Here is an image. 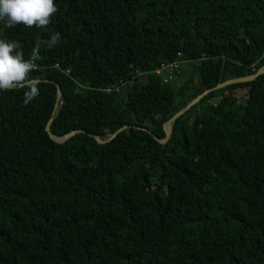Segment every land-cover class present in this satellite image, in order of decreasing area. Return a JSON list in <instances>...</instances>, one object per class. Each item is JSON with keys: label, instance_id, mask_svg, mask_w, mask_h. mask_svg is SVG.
<instances>
[{"label": "trees", "instance_id": "obj_1", "mask_svg": "<svg viewBox=\"0 0 264 264\" xmlns=\"http://www.w3.org/2000/svg\"><path fill=\"white\" fill-rule=\"evenodd\" d=\"M54 2L0 22L25 59L43 41L39 95L0 91V264H264V73L154 137L264 66V0Z\"/></svg>", "mask_w": 264, "mask_h": 264}, {"label": "clouds", "instance_id": "obj_2", "mask_svg": "<svg viewBox=\"0 0 264 264\" xmlns=\"http://www.w3.org/2000/svg\"><path fill=\"white\" fill-rule=\"evenodd\" d=\"M54 0H0V22L11 27L16 24L44 29L50 24V17L56 12ZM59 33H52L46 41L52 47ZM36 43L31 55L25 59L21 45L16 40L0 38V91L13 87L23 88V103L33 101L39 95L40 78L29 74L38 59L40 43Z\"/></svg>", "mask_w": 264, "mask_h": 264}, {"label": "water", "instance_id": "obj_3", "mask_svg": "<svg viewBox=\"0 0 264 264\" xmlns=\"http://www.w3.org/2000/svg\"><path fill=\"white\" fill-rule=\"evenodd\" d=\"M261 73H264V66L262 68H260V70H258L256 73L250 74V75H245V76H241V77H236V78H231L228 80H225L223 82H220L219 84H217L215 87L212 88H208L205 89L202 93H200L199 95H197L195 98H193L190 102H188V104H186L184 107H182L180 110H178L171 119H169L165 124H164V129L166 131V137L165 138H160L156 135H154V137L156 138V140H158L161 143H165L169 140L171 134H172V128H173V123L175 122V120L182 115L185 111H187L188 109H190L194 104H196L197 102H199L203 97H205L209 92H212L213 90L216 89H220L222 87H225L228 84H232V83H236V82H243V81H249V80H253L255 79L258 75H260ZM58 92L59 95H61V87L58 85ZM53 122V117L50 118V120L48 121L47 125H46V130L49 132L50 136L58 141V142H63L66 141L68 138L72 137L77 131H81L79 129H74L71 130L70 132H68L67 134L64 135H58L55 134L51 131V124ZM130 125L125 124L122 127H120L115 133H113L109 139H111L112 137H114L118 132L126 129L127 127H129ZM139 128H142L144 130L149 131L148 128L146 127H142V126H137ZM150 132V131H149ZM97 139L99 141L102 142V139L99 136H96Z\"/></svg>", "mask_w": 264, "mask_h": 264}, {"label": "built area", "instance_id": "obj_4", "mask_svg": "<svg viewBox=\"0 0 264 264\" xmlns=\"http://www.w3.org/2000/svg\"><path fill=\"white\" fill-rule=\"evenodd\" d=\"M182 63V60H175L168 63L164 62L157 69V72L165 73V81L172 80L181 71Z\"/></svg>", "mask_w": 264, "mask_h": 264}, {"label": "rangeland", "instance_id": "obj_5", "mask_svg": "<svg viewBox=\"0 0 264 264\" xmlns=\"http://www.w3.org/2000/svg\"><path fill=\"white\" fill-rule=\"evenodd\" d=\"M183 67H184V69L186 70V68H187V67H186V65H185V64H184V66H183ZM128 125H129V124H128ZM76 133H78V131H77Z\"/></svg>", "mask_w": 264, "mask_h": 264}, {"label": "bare ground", "instance_id": "obj_6", "mask_svg": "<svg viewBox=\"0 0 264 264\" xmlns=\"http://www.w3.org/2000/svg\"><path fill=\"white\" fill-rule=\"evenodd\" d=\"M160 65V64H159Z\"/></svg>", "mask_w": 264, "mask_h": 264}]
</instances>
